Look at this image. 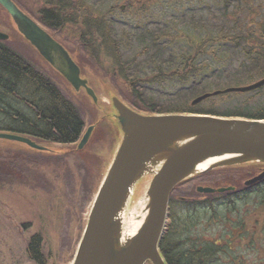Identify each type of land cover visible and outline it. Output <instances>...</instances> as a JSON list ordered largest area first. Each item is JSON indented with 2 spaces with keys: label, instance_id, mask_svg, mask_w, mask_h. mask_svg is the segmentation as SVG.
Listing matches in <instances>:
<instances>
[{
  "label": "rangeland",
  "instance_id": "374dc122",
  "mask_svg": "<svg viewBox=\"0 0 264 264\" xmlns=\"http://www.w3.org/2000/svg\"><path fill=\"white\" fill-rule=\"evenodd\" d=\"M18 1L21 5L31 9L32 0ZM133 1L137 3L143 0H81L77 9L78 18L76 17L73 22H68L58 35L60 41L73 51L75 59L80 61L77 56L79 52L72 42L77 39L76 37L84 34L89 35L88 24L90 28L94 26L96 30L98 25L102 23L106 33L117 31V38L121 41V58L125 61L132 59L135 61V66H132L129 72L132 78L123 85L122 89L127 96L131 90L129 82H134L133 90L139 89H137L138 97L140 92L151 102L172 109L182 107L186 100L190 101L191 99L187 95V97L183 96L192 91L195 93L203 90L214 92L229 87L247 86L264 78V63L244 73V70L240 68V65L246 62L243 60L242 50L227 42H220V39L225 35L241 33V31L246 33L252 29V19L255 23L264 24V0H249V3H244L240 9L233 6L225 19L221 13V5L223 4L221 0H146L142 6L131 7ZM41 3H37L38 8L43 5ZM122 6H125L124 11L121 10ZM252 10L255 11L253 17ZM80 13L84 14L80 15ZM112 27L114 30L111 29ZM223 27L224 29H221ZM0 32L10 35L12 37L10 45L45 70L74 104L84 110L88 126L95 124L102 116H107L110 112V91L121 96L120 89L101 74L103 71L98 72L90 65L78 61L83 68V75L90 81L101 102L99 106H95L84 93L75 95L65 81L50 70L27 42L19 36L8 15L1 8ZM156 33L161 35V40L157 46L152 42V37L156 36ZM208 33L212 37L218 36L217 41L210 46L211 49L205 48L207 54L199 56L196 62L192 64L198 69V72L181 80L180 74L177 75V69L181 66L179 58L189 49L183 41V36L193 35L196 39L195 42L200 44L201 39ZM96 36L98 35H94V37ZM87 37L85 39L88 40ZM84 43L88 44L87 42ZM95 47L99 49L101 55H105L103 62L105 67L117 64L115 58L106 55L107 48L104 44L97 43ZM171 61L174 62L175 76L173 77L170 76L172 72L169 71ZM140 76L142 78L135 79ZM146 79L149 82L145 83ZM260 107H264V88L249 94H228L213 97L204 103L200 109H214L221 113L232 110L250 113L258 111ZM117 141L118 134L113 125L109 121L102 122L96 129L93 141L81 154V156L91 154L88 156V160L81 161L78 157L85 166H90L88 161H92L96 165L99 181H101L103 173L112 159ZM44 146L49 149L48 152L51 154L68 155L67 162L74 172L73 177L80 181L76 168L78 160L72 154L76 153L72 151V148L48 144ZM6 151H21L29 155L36 154L35 150L24 144L0 140V153ZM4 167L5 164L1 163L0 171L6 169ZM46 171L50 180V187L47 190L19 189L17 186L13 187L12 182H8V185L0 189V264H33L28 260L26 253L30 238L34 235L43 236L44 252L49 259V264H59L54 259V253L57 238L65 236V233L70 236V245L75 241L71 253L65 259L66 264H71L79 239H77L78 235L75 234V223L72 219H68V212L73 213L77 210L71 208L73 204L70 200H75L76 205H79L82 194L79 188L74 186L77 191H75L76 195L73 196L74 191L71 187L68 186L67 188L65 183H57L53 177L54 172ZM35 174L38 176L37 173ZM150 181L151 177L144 178L133 190L128 207L124 212L126 215H129L136 204L145 198ZM14 185L17 183L15 182ZM222 185L210 182L207 186L213 188L225 186ZM206 207L198 206L193 211V216L200 217V226L192 230L193 234L214 243L223 237L222 242L225 243L226 247L232 248L237 241L235 231H238L237 228L240 226H236L234 220L240 216L236 212H225L224 205L218 204L215 206V210L218 217L223 218V221L209 224L207 219L214 215L212 208ZM250 207L252 205H245L240 202L235 209H240L241 216L245 217V213L252 209ZM89 208L90 205L87 206L83 214L82 223ZM225 217L230 218L233 222L229 225L228 230H226L228 220ZM239 251L235 247L231 256L241 254ZM242 253L245 256L248 255L247 252ZM231 261L228 260V254L225 252V254L221 253L220 259L215 264H233L234 260L231 259Z\"/></svg>",
  "mask_w": 264,
  "mask_h": 264
},
{
  "label": "trees",
  "instance_id": "16d2710c",
  "mask_svg": "<svg viewBox=\"0 0 264 264\" xmlns=\"http://www.w3.org/2000/svg\"><path fill=\"white\" fill-rule=\"evenodd\" d=\"M35 1L37 3L43 2L44 5L42 7H47L48 10L45 13L49 14V24L52 27L58 25L57 28L62 29L68 22L76 20L78 15L77 9L80 6L79 1L81 0ZM221 1L223 3L221 5V13L224 19L233 6L240 9L244 3H249V0ZM145 2L146 0H143L142 4L144 5ZM131 6L139 7L142 5L133 1L131 2ZM254 12L253 10L251 11L252 17L254 16ZM82 14L84 13H80V15ZM251 22L253 24L252 29L246 33L241 31V33L225 35L220 39V42H227L228 44L235 45V48H242L243 60L246 62L240 65V68L244 70V73L264 63V49L254 50L256 47H264V24L255 23L253 19ZM223 25L225 26V24ZM111 29L114 30L113 27ZM221 29H224V27ZM94 35L98 36L94 37ZM160 36L157 34L152 37V42L155 46L161 40ZM85 37V34L76 37L77 39L72 42L79 52L77 56L80 61H77L90 65L98 72L103 71L101 74L120 89L119 93L123 99L139 111L149 114L193 113L264 120V107H260L258 111L250 113H244L241 110L221 113L214 109H200L204 103L215 97L202 98L205 94L209 93L206 90L199 91V93L192 91L189 94H185L183 97L188 96L191 100H186L182 107L172 109L151 102L140 92L138 97L139 89L137 86L138 90H130L127 96L126 92L122 89L123 85L132 78L129 72L130 68L135 66V61L133 59L125 61L121 58V41L117 38V31L114 30L106 33L103 24L100 23L98 29L96 28L95 30L94 26L90 29L87 37L88 40ZM216 38L218 36L212 37L210 33L205 34L199 44L195 42L196 39H194L193 35L183 36V41L189 49L179 58L181 66L177 69V75L180 74L181 80L198 72V69L192 66V64L196 62L199 56L207 54V49L205 50V48L211 49L210 46L215 44ZM97 43L105 45L107 48L106 55L115 58L117 64L109 67L104 66L105 55H101L99 49L95 47ZM70 51L74 55L73 51ZM145 53L147 54L146 51ZM169 71L172 72L170 73L171 77L175 76L173 61L169 63ZM137 78L142 77H136L135 79ZM154 80L157 79L154 78ZM147 82H149L148 79H146L145 83ZM85 127L86 113L84 110L74 104L65 91L47 72L10 44L0 43V132L23 135L33 139L37 143H43L42 145H70L78 142ZM35 152L36 154L31 153L32 155L21 151L0 153V164H5L4 168H6L0 171V189L8 185V182H12V186H17L19 189L29 191L47 190L50 187V180L46 170H51L54 172L53 177L57 183H65L67 184V188L68 186L71 187L72 191H74L73 196L76 195L75 191H77V188L75 189L74 186H77L81 191L82 200L79 205H76L75 200H70L73 204L71 208L77 210L73 213L71 211L68 212V218L70 219L75 216L79 217L82 221L83 214L87 206L90 205L100 184V181L97 179L96 165L92 161H88L90 166H85L83 165L84 163L82 164L79 161V159L87 161L88 156L91 154L81 156L83 152H80L77 156L78 163L76 168L80 179V181H77L74 179V172L67 162L68 155L61 153L51 154L48 151ZM259 168V165H255L220 169L185 181L176 187L170 201L169 225L160 245V251L166 264H215L218 262V254L222 249L204 238L193 234L192 230L200 226V217L193 216V211L198 206L212 208L214 216L208 218L209 220L207 219V222L212 224L223 221L222 217H218L215 210L216 205L223 204L225 212L235 213L238 211L235 207L240 202L243 201L245 205L251 204L254 199L251 194L240 195V193L246 190L241 188L243 187L242 180L249 177V172L258 173ZM35 173L38 176H35ZM15 182L17 185H14ZM210 182L235 187L236 191L214 195H203L197 192L198 186H207ZM263 199L264 196L261 201ZM261 201H259L260 204L263 203ZM231 223L233 222L230 220L226 222V224ZM41 240V238L36 236L28 243L33 259L38 260L39 255L43 256Z\"/></svg>",
  "mask_w": 264,
  "mask_h": 264
},
{
  "label": "water",
  "instance_id": "95a60500",
  "mask_svg": "<svg viewBox=\"0 0 264 264\" xmlns=\"http://www.w3.org/2000/svg\"><path fill=\"white\" fill-rule=\"evenodd\" d=\"M0 5L10 15L18 32L74 91L78 93L83 88L94 103H98L95 92L88 86V80L81 77V70L69 52L12 0H0ZM0 40L7 42L10 36L0 32ZM262 86L264 80L249 87L228 89L225 93L248 92ZM218 94L220 92L215 93ZM206 97L209 95L202 98ZM112 103L121 141L93 200L73 264H166L160 243L168 223L173 190L187 180L214 170L264 165V120L196 114L143 115L116 97L112 98ZM93 130L94 126L88 128L78 150L85 147ZM0 140L46 150L17 134L0 132ZM209 162L203 170L198 169ZM150 175L145 220L134 236L123 240L122 214L133 189ZM263 178L264 173L245 184L249 186ZM234 190L230 187L197 188L200 194Z\"/></svg>",
  "mask_w": 264,
  "mask_h": 264
},
{
  "label": "flooded vegetation",
  "instance_id": "af4514ba",
  "mask_svg": "<svg viewBox=\"0 0 264 264\" xmlns=\"http://www.w3.org/2000/svg\"><path fill=\"white\" fill-rule=\"evenodd\" d=\"M48 2V0H46ZM18 6H20L27 14L28 16L33 19L36 23H38L40 26H42L53 38H55L58 42L61 43L60 39L58 38L59 31L61 29H58L56 25L55 27H52L49 22H48V17L49 14L45 13L48 9L47 7H42L44 3H41L39 8L37 7L36 2H32L31 9L29 8H24V5H19L16 3ZM58 34V35H57ZM62 44V43H61ZM30 47L33 49V47L30 45ZM242 49V48H241ZM264 49V47H256L254 50H260ZM34 50V49H33ZM244 50V48H243ZM129 87H131L129 85ZM133 90V87H131ZM264 173V167H260L258 170V173L256 172H249V177L242 180L243 187H241L243 190L246 189L244 192L240 193L241 194H251L252 197H254L253 202L250 204L252 205V209H250L248 212L245 213V217L241 216V210L238 209L236 213H238V216L234 220V223L236 226L240 225L236 230V236H237V241L235 245L232 248H227L225 243H223L222 239L219 241L213 243L216 247L222 249L221 252H219L218 257L220 259L221 253L227 252L228 254V260L231 261L234 260V264H264V199L262 200V197L264 196V179H262L259 182H256L255 184L246 186V182L258 177L260 174ZM241 189V190H242ZM257 197V199H255ZM263 202L260 204V202ZM243 202V201H242ZM244 203V202H243ZM249 205V204H248ZM69 219V218H68ZM70 219L73 220L75 223V234H79L81 227H82V221L79 217H71ZM225 219L230 220V218L225 217ZM230 224H226V230H228ZM37 236V235H36ZM35 235L30 238L36 237ZM39 237V236H38ZM42 240V253L43 256L39 255L37 259H33L31 257V251L29 247H27V258L28 260L33 263V264H49V259L46 257L45 252H44V239L43 236L39 237ZM70 236L65 233V236L57 238V244H56V251L54 253V259L59 263V264H66L65 259L66 257L71 253V249L74 246L71 243L70 245ZM69 246V247H68ZM239 249V253L241 254H236L232 255L234 253V248ZM242 252H247L248 255H244ZM233 262V261H231Z\"/></svg>",
  "mask_w": 264,
  "mask_h": 264
},
{
  "label": "bare ground",
  "instance_id": "6f19581e",
  "mask_svg": "<svg viewBox=\"0 0 264 264\" xmlns=\"http://www.w3.org/2000/svg\"><path fill=\"white\" fill-rule=\"evenodd\" d=\"M17 7L19 8L18 5H17ZM0 42H3V41L0 40ZM95 94H96V92H95ZM96 96H97V94H96ZM2 133H8V132H2ZM20 136H23V135H20ZM23 137H26V136H23ZM26 138H29V137H26ZM29 139L34 141L31 138H29ZM34 142H36V141H34ZM37 144H40V143H37ZM210 163L211 162L205 163V164L199 166L198 169L203 170ZM146 205H147V200H146V198H144L136 204V206L133 208V210H131L129 212V215L128 214L126 215L125 213L122 214V219H123L122 237H123V240H127L128 238L134 236L137 233V231L139 230L140 226L143 224L145 217H146Z\"/></svg>",
  "mask_w": 264,
  "mask_h": 264
}]
</instances>
